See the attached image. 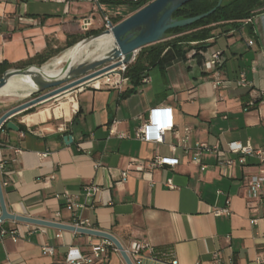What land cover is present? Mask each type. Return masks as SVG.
<instances>
[{
	"label": "crops",
	"instance_id": "1",
	"mask_svg": "<svg viewBox=\"0 0 264 264\" xmlns=\"http://www.w3.org/2000/svg\"><path fill=\"white\" fill-rule=\"evenodd\" d=\"M112 1L0 0V72L36 66L27 64L54 57L83 34L102 30L105 17L131 15L129 7ZM260 2L250 22L215 29V36L205 41L204 52L222 53L217 72L225 85L214 89L199 56L189 58L191 50L184 55L186 47L170 46L144 73L147 81L137 86L128 82L120 90L78 91L64 128L16 123L17 131L1 134L7 211L65 225L83 221L114 236L133 264L136 257L128 252L135 242L153 249L140 255V264H212L214 255L219 264H264V198L251 199L246 189L257 160L247 158L240 165L230 155L233 165L222 168L216 154L206 151L198 163L192 160L197 144L224 149L238 142L264 150V0ZM85 23L90 25L84 28ZM240 74L248 86L236 84ZM132 88L133 93L123 95ZM250 101L256 106L247 107ZM150 115L153 126L165 127L171 119L174 131L166 132L162 143L134 138ZM114 123L115 131L128 138L111 133ZM185 128L190 132L183 142ZM66 135L72 137L70 145L63 141ZM149 137H154L152 129ZM157 156L178 163L151 173L131 170L122 181L121 172L132 159L146 163ZM167 180L173 189L165 187ZM87 187L97 189L91 197ZM64 193L78 207L70 210ZM225 208L229 215L214 216ZM1 228L16 230L18 238L0 235V264H65L68 246L87 254L92 244L103 241L15 221H5ZM43 246L54 253L42 254ZM103 264L125 262L110 249Z\"/></svg>",
	"mask_w": 264,
	"mask_h": 264
},
{
	"label": "water",
	"instance_id": "2",
	"mask_svg": "<svg viewBox=\"0 0 264 264\" xmlns=\"http://www.w3.org/2000/svg\"><path fill=\"white\" fill-rule=\"evenodd\" d=\"M189 1L191 0H153L143 8L123 19L121 22L115 25L109 23V30H105L101 33H111L114 38L115 47L109 52V54L100 60L83 61L76 65H71L70 62H66L61 70L64 74L61 78L44 79L38 73L33 72V66L21 69L13 68L5 71L0 77V88H2L11 77L25 75L30 76L31 80L36 85V92L50 91L6 112L0 117V128L6 125L9 130L17 131L18 126L13 122V119L27 111L30 107L44 102L62 92L83 87L95 78L107 74L122 65H127L134 53H138L142 48L162 42L165 33L169 30L188 27L195 22L208 17L216 11V9L222 4L223 0H218L213 9L201 15L183 19L173 18L174 12ZM63 141L65 144L70 145L72 143V137L66 135L63 137ZM0 206V224L5 221H15L38 227L69 231L100 238L113 244L116 250L120 253L125 264H133L118 240L109 233L94 229L75 227L73 225H65L58 222L16 216L9 213L4 202V193L1 184Z\"/></svg>",
	"mask_w": 264,
	"mask_h": 264
},
{
	"label": "built area",
	"instance_id": "3",
	"mask_svg": "<svg viewBox=\"0 0 264 264\" xmlns=\"http://www.w3.org/2000/svg\"><path fill=\"white\" fill-rule=\"evenodd\" d=\"M60 2L68 3L69 1L75 0H57ZM88 2L98 5V0H87ZM250 22V19H247L245 23ZM109 21L108 17L104 18V27L106 30H109ZM112 24V23H111ZM90 24L85 23L84 28H87ZM114 25V24H113ZM249 45H252L253 42H248ZM199 56L203 60L204 69L210 73L211 77V84L214 89H217L220 86L226 84L218 75L217 68L222 65V53L219 50L211 51V52H204V51H196L191 50L188 54L189 58H193L194 56ZM136 53L133 54L129 63L135 60ZM127 65H122L121 67L114 69L107 74H104L94 80L90 81L89 83L85 84L83 87H79L77 92L83 90L84 88H92V89H100L102 87L105 88H112V89H121L123 86L128 84V78L125 76V69ZM98 80V81H97ZM96 81V83H95ZM147 81V78H143L142 82ZM97 84V85H95ZM238 86L246 87L248 86L247 81L244 78L243 74H240L239 79L236 81ZM256 106L255 101H250L247 103V107L252 108ZM152 129L154 137H149V130ZM174 131L173 124L171 119H168V124L165 127L153 126L152 115L149 116L147 120L135 131L134 138L143 142H153V143H162L163 138L166 132ZM189 129L185 128L183 130L184 138L183 142H186L187 137L189 135ZM6 131L0 128V134H5ZM111 133L116 134L120 139L128 138L125 134H118L115 131V123L111 128ZM2 144V143H1ZM0 144V148H1ZM214 152L217 156L218 165L222 168H230L233 165V160L230 158V155H235L237 157V161L240 165H244L246 163L247 158H255L258 162L257 172L255 174H250L246 178V189L248 192V196L251 199L261 200L264 198V150L263 149H256L249 145H242L238 142L228 143L226 148L219 149L216 147H210L206 144H197L196 145V152L192 156V160L195 163H198L200 152ZM177 160L174 158H165V157H154L153 159L149 160L148 162H143L141 160L132 159L127 168L121 172L122 181L124 182L128 173L133 170L137 172H147L151 173L155 169H164L170 168L177 165ZM3 159L1 155L0 149V171L3 173V178H0V184L2 189L6 188L8 185V181L5 179V173L3 170ZM165 187L169 189H173L174 186L171 180H167L165 182ZM97 189L94 187H87L86 188V196L91 197L92 193ZM62 197L65 199L66 205L70 210L78 207L73 204L72 197L68 193H64ZM214 216H219L221 214L229 215L230 212L227 208L222 210H215L213 212ZM0 217H1V206H0ZM252 224L255 223L254 221L251 222ZM0 224V235L4 236L9 234L12 240H16L18 238V233L16 230L6 231L1 228ZM75 227L87 228L91 229L88 224L85 222H78L74 224ZM264 239V237H263ZM42 254L44 255H52L54 253V249L51 246H43ZM116 251V248L113 246L112 243L108 241H99L95 244L90 246L89 253L83 254L80 252L78 248L68 246L66 249L65 255V264H103L104 260L106 259L109 250ZM144 251L153 252L152 246L145 242H135L131 245L130 251L128 254L131 256L136 257V264H140V255ZM212 264H219L218 258L214 255L213 256V263ZM257 264H262V261H257Z\"/></svg>",
	"mask_w": 264,
	"mask_h": 264
},
{
	"label": "trees",
	"instance_id": "4",
	"mask_svg": "<svg viewBox=\"0 0 264 264\" xmlns=\"http://www.w3.org/2000/svg\"><path fill=\"white\" fill-rule=\"evenodd\" d=\"M152 1L153 0H115L112 1L111 4L127 6L131 10L130 14H133L137 10L143 8ZM217 1L218 0H191L184 6L179 8L177 11H175L173 14V18L183 19L201 15L213 9L216 6ZM261 6L262 3L260 2V0H223L222 4L216 9V11L208 17L195 22L191 26L167 31L165 33V37L170 34L180 35V37L175 38L170 42H161L155 45L148 46L147 48H142L140 50V54L138 55V57H136L135 62L127 66L125 76L128 78V82L133 83L134 86H137L145 77L144 73L147 72L150 67L156 65V63L159 62L162 53L167 47H186L184 55H186L190 50L205 51L207 47L204 43L206 40L215 36V29H218L223 26H229L231 29H237L239 28L241 23L252 17L254 15L255 10L259 9ZM122 20L123 18H121L120 16H117L115 18H109V21L114 25L121 22ZM101 32H103V29L97 32H87L82 36L78 37L73 43L67 44L66 48L63 50L72 47L84 38L89 37L82 41L89 40L95 37L92 35H97ZM191 43H196V45L191 46ZM63 50L57 52V54H59ZM52 57L53 56H46L39 62L33 60L28 62L27 65L36 62L37 65L41 66L42 64L50 60ZM9 69L11 68H4L0 72V77L5 71ZM16 69H21V67H17ZM133 92L134 88L125 91L123 95L131 94ZM2 130H5L6 132L10 131L6 127V125L2 126ZM1 143L2 139L0 134V144ZM0 178H3V173H1V171Z\"/></svg>",
	"mask_w": 264,
	"mask_h": 264
},
{
	"label": "rangeland",
	"instance_id": "5",
	"mask_svg": "<svg viewBox=\"0 0 264 264\" xmlns=\"http://www.w3.org/2000/svg\"><path fill=\"white\" fill-rule=\"evenodd\" d=\"M103 32L106 30V28L102 27ZM101 32V33H103ZM100 33V34H101ZM99 35V34H97ZM97 35H92V36H97ZM102 35V34H101ZM90 36V37H92ZM100 36V35H99ZM180 37V35H173L170 34L167 37H164L162 42H170L171 40ZM89 38V37H87ZM84 38V39H87ZM82 39V40H84ZM98 39V38H95ZM79 41L72 47L63 50L56 56L52 57L50 60L42 64L41 66L36 65L34 67H39L47 72H59L62 74V68L66 62H70L71 65H75L77 63L81 56H80V46L83 42L85 41ZM87 41V40H86ZM94 44L91 46V52L88 61H94V58L100 56L104 49L108 48L110 45H106L102 47V42L97 40H94ZM97 42V43H96ZM161 43V42H160ZM158 44V43H157ZM205 44V43H204ZM191 46H195L196 43H191ZM147 48V47H146ZM140 54V51L136 53V57ZM135 57V60H136ZM135 60L131 63H128V65H131L132 63L135 62ZM127 71V68L125 69V73ZM98 81V80H97ZM78 88L68 90L65 92H62L54 97H51L50 99L38 103L32 107H30L27 111L23 112L22 114L16 116L13 121L15 123L21 124L22 126H25V123L23 119L29 115L39 113L41 111H44L48 109L50 111V119L48 118L47 122L41 123L37 126V128H46L50 130H56L58 128H64L65 125L67 124V119L64 117L65 113V107L63 106L64 104H68L66 108H68L69 111V119L72 115V112L74 110L73 102L75 101V96L77 93ZM37 90L30 88L26 84H22L19 80L17 79H11L8 84L4 87L3 90L0 91V117L3 116L6 112L9 110L24 104L42 94H45L49 92L50 90H47L45 92H36ZM73 101V102H71ZM69 102V103H68Z\"/></svg>",
	"mask_w": 264,
	"mask_h": 264
},
{
	"label": "bare ground",
	"instance_id": "6",
	"mask_svg": "<svg viewBox=\"0 0 264 264\" xmlns=\"http://www.w3.org/2000/svg\"><path fill=\"white\" fill-rule=\"evenodd\" d=\"M95 38H98V39H95ZM94 40H97L98 43H99V41L102 42L101 43L102 47L106 46L107 44L110 45L108 48L104 49V51L102 52V54L100 56L94 58V60H100V59L106 57V55H108L109 52L115 47L114 38H113L111 33H104L100 36L93 37V38H91V39H89V40H87L81 44L80 49H79L81 58L77 63H75V65L80 63V62H83V61H88L89 56H90V52H91V46H92V44H94L93 42H95ZM32 70H33V72H36L39 75H41L44 79L61 78L64 75L63 73L60 74L59 72H47V71H45L39 67H34V66L32 67ZM14 78L19 80L22 84H26L30 88L37 90L36 85L33 83L30 76L17 75V76H13L10 79H8L7 83L2 88H0V91L3 90L4 87L8 84V82ZM71 102H73V101H71ZM67 105L68 104L63 105L65 107V113L63 116L66 117V119L68 121L69 120V111H68V108H66ZM75 106L76 105L73 102L72 107L74 108ZM49 117H50V111L48 109H46V110L41 111L39 113H35V114H32V115L25 117L23 119V121L27 125H38V124L47 122Z\"/></svg>",
	"mask_w": 264,
	"mask_h": 264
}]
</instances>
